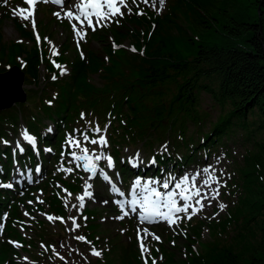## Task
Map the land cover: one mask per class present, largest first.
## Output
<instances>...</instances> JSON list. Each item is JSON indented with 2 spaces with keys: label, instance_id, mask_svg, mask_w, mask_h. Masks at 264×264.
<instances>
[{
  "label": "trees",
  "instance_id": "obj_1",
  "mask_svg": "<svg viewBox=\"0 0 264 264\" xmlns=\"http://www.w3.org/2000/svg\"><path fill=\"white\" fill-rule=\"evenodd\" d=\"M177 3L179 12L189 19L186 23L172 18L174 2L161 17L151 11L149 18L131 15V24L141 25L143 33L136 30L129 34L131 24L115 27L110 33L116 41L131 37L143 53L112 50L106 31H99L98 48L87 49V60L75 55L68 77L51 82V89L31 103L0 111V141L16 134L23 121L37 136L39 148H53V154L41 150L42 159L45 153L52 155L54 162L48 165L54 166L55 175L68 189L76 191V172H56V163L60 164L62 151L66 158L67 151L60 149L65 132L77 125L93 126L91 115L100 124L101 120L109 122L108 140L116 157L122 156L126 147L163 156L160 163L175 159L174 153L181 154L185 162H199L202 150L215 154L217 148L228 150L230 142L239 140L244 149L242 163H237V176L227 187H236L233 196L240 189H245L246 195L238 194L234 218H213L208 239L198 242L196 249L188 247L184 257L168 251L164 264H264V0ZM151 20L155 25L148 34ZM19 31L28 35L21 27ZM1 51L4 53V48ZM5 52L9 56L26 53L28 76L37 77L35 47L25 51L18 44ZM102 52H108L107 61ZM95 70L101 77H109L104 85L89 81ZM203 93L210 98L207 108L201 104ZM217 108L218 114L212 115L211 110ZM44 119L55 128L46 137ZM163 142L169 149L158 155ZM21 145L23 152L16 151L20 162L36 159L27 143ZM0 152H7L8 165L13 157L11 146L5 144L2 149L0 145ZM223 152L231 156L230 151ZM119 168L126 171L124 166ZM51 199L53 206H59L56 194ZM3 205L0 199V210ZM86 210L92 215L98 212L96 208ZM235 215L241 217L240 223ZM95 226L94 221L89 224L92 230ZM116 247L126 251L121 243ZM10 252L9 246L0 244V262ZM127 253L132 258L125 255L121 261L105 259L98 264H135L134 251L129 247Z\"/></svg>",
  "mask_w": 264,
  "mask_h": 264
},
{
  "label": "snow or ice",
  "instance_id": "obj_2",
  "mask_svg": "<svg viewBox=\"0 0 264 264\" xmlns=\"http://www.w3.org/2000/svg\"><path fill=\"white\" fill-rule=\"evenodd\" d=\"M38 2V0H27V3L32 5L33 8L31 11H29L28 15L23 16V19L28 20L29 17L34 15V6ZM44 2H47V0H44ZM56 4H62L64 3V0H53ZM136 0H133V3H135ZM144 3H148L149 0H143ZM160 3L163 4V0H160ZM74 8V10H73ZM122 8H127L128 11H131V8L128 7L127 0H76V3L74 6L70 7L67 11H65V16L69 18L70 21L75 20L79 23L81 26L80 29H77V24L73 23L71 26L76 33V35L80 36L81 39L84 38L86 33L83 31V26L86 24L88 28H91L93 31L96 30L97 27H104L107 26V23L109 22H116L119 21L115 19L116 17H122L124 15ZM142 14V13H137ZM57 17L61 15L60 12L54 13ZM33 29L35 30V21L32 20ZM45 39H47L45 37ZM37 40L39 41V37H37ZM135 51V49H133ZM57 68L60 69L61 74H64L66 69H64L61 65L57 64L55 65ZM57 77L54 74L52 76V79L55 80ZM49 103H51L49 101ZM81 117H84V113H81ZM107 130V125L104 129H101L98 125L94 128H89L83 132L79 133V138H77L75 135H69L66 137L65 143L70 145L73 149H79V152L77 151H71L68 153V155L71 157L69 160V163H72L73 161L80 162L83 161V167L86 171H89L93 173V175H100L105 180H108L109 177L105 174L104 169H97L94 161H100L104 159V154L100 151H97L96 149H92L91 151L87 147V144L97 145L99 147H106L107 146V139L104 135V132ZM51 131V129H49ZM78 131V130H76ZM88 131H91L94 135L90 137L88 135ZM24 139L30 142V144H35V139L28 135L27 133L24 134ZM2 143L7 144V141H0ZM17 150L23 151L24 149L20 146L19 142L17 143ZM166 150V149H165ZM50 151V149H49ZM136 157L139 156V153L135 154ZM65 156V153L61 152V157L63 158ZM132 159V158H130ZM89 161H92V163H89ZM113 158L111 156L107 157V167L112 168L113 167ZM149 163H155V159L153 158ZM77 167L80 165L77 164ZM67 171L71 172L72 169L68 168ZM36 171L39 172V167L36 168ZM216 169H214L211 165H208L204 167L201 171L195 172V174H185L183 177L179 179L178 182L175 183V189H178L179 191L174 190H168L170 188V185L173 182V177L169 175L164 179V181L161 183L157 180H150L145 181L141 185V181L139 178L136 179L135 183L133 184V196L138 197V199H132L130 201V204L133 206L131 208L132 212H136L137 208L136 205H139L140 210V219L144 221H150L153 217H159L163 220H165L169 225L178 223L181 217L179 216L180 213H184L188 219H191L192 215L196 214L200 210L204 208L203 201L207 200L209 203H211L212 200L217 199L219 196V187L221 186V181L219 178L215 175ZM203 174L204 178L202 180L198 181V177H200ZM223 173H221L222 175ZM159 184L160 188L167 190V191H160L156 186ZM216 185L215 187H212L213 185ZM208 188L209 191L207 193H204L202 190V187ZM0 187H12V184L9 183L7 185L0 184ZM91 188V185L86 182L85 184V190L83 192V195L76 197V200L78 201L77 204H73L72 207L79 210V208H82L84 206V197L88 196L91 197L93 193L89 191ZM110 190H112L110 188ZM118 191L119 189H115ZM123 194V193H121ZM71 194L69 193V196ZM179 197L182 201L181 204L177 203L176 197ZM39 199V197H37ZM43 203V201H40ZM31 204L32 201H29ZM67 206V205H66ZM218 207L223 210L226 205L222 202L218 204ZM161 209H166V211H161ZM189 209H191V212H189ZM128 213L125 212L124 215H127ZM25 215H28V213H25ZM123 218V216L118 217ZM49 220H52V216H48ZM61 219L63 222V218H57ZM69 220L72 221V227L69 229L70 231L76 228H79L80 225L76 223L75 217H69ZM140 229L137 231V237L138 240H140V249H141V255L142 257H145L148 248L144 244L143 239L140 237ZM145 236H147L149 233L147 230H144ZM153 238L156 240H159V237H155L153 234ZM76 239L84 240L85 237L80 236L76 237ZM63 247V245H61ZM53 251L55 252V248L53 247ZM93 255L99 256L101 253L95 249L92 250ZM58 255V253H57ZM26 259V258H25ZM63 259V257H61ZM144 264H148V260L145 259ZM152 264H156V261L153 259Z\"/></svg>",
  "mask_w": 264,
  "mask_h": 264
},
{
  "label": "rangeland",
  "instance_id": "obj_3",
  "mask_svg": "<svg viewBox=\"0 0 264 264\" xmlns=\"http://www.w3.org/2000/svg\"><path fill=\"white\" fill-rule=\"evenodd\" d=\"M50 4H53L54 3H51V1L47 0ZM142 3L143 0H140ZM23 2L26 4L25 6V9L24 11H21L20 8V4L18 2H16V13L18 14H22L23 16L25 15H28L29 11L32 10L33 6L28 4L27 3V0H23ZM175 2V7H174V15L172 16V18H176V22L177 23H186V21H188L189 19L187 18V16L184 14V13H181L179 12L178 10V3H177V0H171V3ZM76 3V0H67V2H65V4L60 7V8H57L56 6H53V8H55L56 12H60L61 15L60 16H65V11H67L70 7L74 6ZM1 4V2H0ZM146 6H148L151 10L155 11L157 14H162L166 11L167 9V0H163V4L160 3V0H149L148 3H144ZM35 8V6H34ZM7 9V8H6ZM74 10V8H73ZM122 10V9H121ZM0 12H2V8H0ZM66 17V16H65ZM37 16H31L29 17V20L30 19H35L37 20ZM73 22V20H72ZM84 27H87V25H85ZM39 28V27H38ZM1 29V32H2V35H3V38L6 40V41H9V40H15V39H21L20 37V34L19 32L17 31V29L15 28V26L13 25V23L11 22V20L9 19H4L3 22H2V26L0 27ZM59 30V27L57 26L55 28V30L51 33V35L54 37L55 41L57 40H61L62 38L60 37L59 34H57L56 32ZM137 30L140 31L141 28L139 26H137ZM109 36H111V34L109 32H107ZM93 39H96V36H93ZM108 40H109V37H108ZM107 40V41H108ZM53 41V42H55ZM122 42L124 43V45L128 46V44H130L131 42V39H125V40H122ZM91 47L97 49L98 48V45H97V42L95 40L91 41ZM71 49L73 50V48L71 47ZM108 58H109V54L108 52H104ZM20 61V60H18ZM104 68V67H103ZM97 70L93 71L91 73V75L94 77H96V75H94V72H96ZM96 83H101V80H99L98 78H96L95 80ZM210 103V98L209 96H207L205 93H203V98H202V106L204 108H207L208 104ZM219 108L217 109H214V110H211V113L212 115H217L218 114V110ZM107 124H105L106 126ZM71 135H75L76 134H71ZM77 137V136H76ZM78 138V137H77ZM98 151L101 152V150L97 149ZM238 150V154L234 157L232 163H231V168L236 172L235 174L237 175V170H236V163H238L240 161V155L242 153V149L239 148V146H235L233 151L236 152ZM91 151V150H90ZM227 160H223L222 163L218 164V165H213V168L216 169V173L215 175L219 178L220 181H224L222 182V185H221V188H219V196L217 197V199L215 200H212L211 203H209L207 200L203 201L204 203V211L206 210H209L211 211L212 209V206H218L219 203H223L226 205V202L227 200L223 198L222 196V188L224 187L225 185V180L227 179V176L229 174V167L225 164ZM199 170H197L196 168H191L190 169V172H197ZM221 173H223L221 175ZM204 178L203 174L199 177V180L197 182H199L200 180H202ZM86 180L83 181V183H85ZM216 185L214 184L212 187H215ZM202 190L204 193H207L209 191L208 188H204L202 185ZM90 191V189H89ZM78 196H81L80 195H76L72 198V200H70V203L71 205L73 204H77L78 201L76 200V197ZM97 202H99L100 204H105V199L103 196H101L100 194H97ZM88 196H85L84 197V201L87 199ZM91 202V201H90ZM93 205V204H92ZM224 210H221L220 209V212H223ZM41 216L43 217H46L48 218V215H43L41 214ZM114 216L116 218L120 217L119 213H115ZM69 217H75L76 219V223L78 224L79 223V218H78V210L76 208H73L71 209V212H70V216ZM53 221V219L51 220ZM106 226H108L111 229H113L117 223L116 222H112V223H106L105 224ZM172 225H175V224H172ZM142 226V231L143 233L144 230H147V232L149 233V230L148 228L146 227V225L144 224H141ZM72 227V221L71 220H67L65 222V228L67 230V235L65 237H63L62 239H60L58 241V243L54 246L55 248V253L57 254L58 253V256H62L64 259H65V264H76L78 262H81L82 264H89L93 261V255L91 254L90 252V249L88 248V245L91 243L90 241H86L85 244H82V240H79V239H76V237H80V236H83V234L81 233V228H76V229H73V230H69L71 229ZM109 230V231H110ZM13 243L16 245V246H19L18 244H16L14 241ZM178 246L176 247L175 251L177 253H180V255L184 254V252L186 251V249L183 247L182 244H180V242H178ZM63 245V247L61 246ZM28 259V256L24 253H21L20 254V257L18 258V261L22 262V264H31L30 262H28L26 259Z\"/></svg>",
  "mask_w": 264,
  "mask_h": 264
},
{
  "label": "water",
  "instance_id": "obj_4",
  "mask_svg": "<svg viewBox=\"0 0 264 264\" xmlns=\"http://www.w3.org/2000/svg\"><path fill=\"white\" fill-rule=\"evenodd\" d=\"M17 75V76H16ZM12 76L13 78L11 77H8L7 76H4L0 78V92L3 91L4 89H7L9 91V93L7 95H3V96H0V104L8 101L7 103H5L3 106H9L11 104L12 101H14L18 95H21L20 93V82H21V75L17 72V71H13L12 72ZM16 76V77H15ZM17 78V80H16ZM14 79V80H13ZM13 80V81H12ZM4 81V82H3ZM17 82V83H16ZM10 83V84H9ZM8 84V85H7ZM17 87V89H16ZM4 88V89H3ZM9 88V89H8ZM13 88V89H12ZM11 92V93H10ZM2 97V98H1ZM9 97V98H8ZM11 98V99H10ZM5 99V100H4ZM4 100V101H3Z\"/></svg>",
  "mask_w": 264,
  "mask_h": 264
},
{
  "label": "bare ground",
  "instance_id": "obj_5",
  "mask_svg": "<svg viewBox=\"0 0 264 264\" xmlns=\"http://www.w3.org/2000/svg\"><path fill=\"white\" fill-rule=\"evenodd\" d=\"M8 93L9 91L7 89H4L3 91L0 92V96L7 95Z\"/></svg>",
  "mask_w": 264,
  "mask_h": 264
}]
</instances>
